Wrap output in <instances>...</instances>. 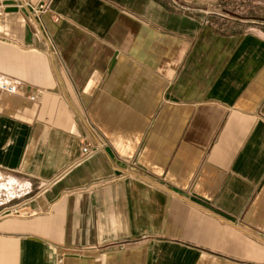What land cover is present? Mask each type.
Segmentation results:
<instances>
[{"label":"crops","instance_id":"crops-1","mask_svg":"<svg viewBox=\"0 0 264 264\" xmlns=\"http://www.w3.org/2000/svg\"><path fill=\"white\" fill-rule=\"evenodd\" d=\"M45 1L0 0V264H264V0Z\"/></svg>","mask_w":264,"mask_h":264},{"label":"built area","instance_id":"built-area-1","mask_svg":"<svg viewBox=\"0 0 264 264\" xmlns=\"http://www.w3.org/2000/svg\"><path fill=\"white\" fill-rule=\"evenodd\" d=\"M19 1H20V3L18 5V7L28 8L29 10H31V12L37 13V14H41V13L46 12L48 10V6H49V1L42 2L37 6L30 4L28 2V0H19ZM0 91L5 92L7 94L15 95L18 97H25L30 101H35L37 99V96H38L36 93L27 94L25 91H23L19 87V84L15 80L4 77L2 75H0ZM97 151H98L97 148H90L88 145L83 146L81 148L80 160L81 161L86 160L87 158L92 156ZM8 196H9V198L14 197L13 194H9ZM16 212H17L16 209L12 210V214H15Z\"/></svg>","mask_w":264,"mask_h":264},{"label":"rangeland","instance_id":"rangeland-1","mask_svg":"<svg viewBox=\"0 0 264 264\" xmlns=\"http://www.w3.org/2000/svg\"><path fill=\"white\" fill-rule=\"evenodd\" d=\"M248 11H249V9H248ZM256 13L258 14L259 17H264V6L259 5L257 10H256Z\"/></svg>","mask_w":264,"mask_h":264}]
</instances>
